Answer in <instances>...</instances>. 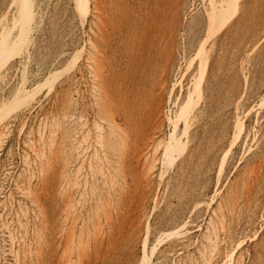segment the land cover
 <instances>
[{"label":"rangeland","instance_id":"rangeland-1","mask_svg":"<svg viewBox=\"0 0 264 264\" xmlns=\"http://www.w3.org/2000/svg\"><path fill=\"white\" fill-rule=\"evenodd\" d=\"M0 264H264V0H0Z\"/></svg>","mask_w":264,"mask_h":264}]
</instances>
